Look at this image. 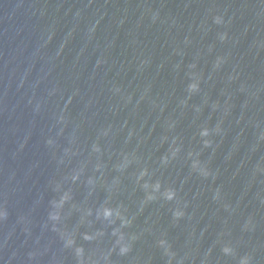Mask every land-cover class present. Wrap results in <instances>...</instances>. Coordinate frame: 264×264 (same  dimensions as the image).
Instances as JSON below:
<instances>
[{
	"label": "water",
	"instance_id": "obj_1",
	"mask_svg": "<svg viewBox=\"0 0 264 264\" xmlns=\"http://www.w3.org/2000/svg\"><path fill=\"white\" fill-rule=\"evenodd\" d=\"M0 67L127 264H264V0H0Z\"/></svg>",
	"mask_w": 264,
	"mask_h": 264
}]
</instances>
